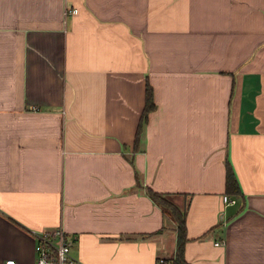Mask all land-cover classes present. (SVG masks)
<instances>
[{
	"label": "crops",
	"instance_id": "0c3cea01",
	"mask_svg": "<svg viewBox=\"0 0 264 264\" xmlns=\"http://www.w3.org/2000/svg\"><path fill=\"white\" fill-rule=\"evenodd\" d=\"M137 178L185 264H264V0H0V264L58 226L83 264L174 258Z\"/></svg>",
	"mask_w": 264,
	"mask_h": 264
},
{
	"label": "trees",
	"instance_id": "16d2710c",
	"mask_svg": "<svg viewBox=\"0 0 264 264\" xmlns=\"http://www.w3.org/2000/svg\"><path fill=\"white\" fill-rule=\"evenodd\" d=\"M155 101L153 96V89L150 83L147 81L145 86V98L143 110L137 125L136 134L134 138V146L137 148L141 139V133L145 122L147 121L148 113L155 108ZM136 171V175H137ZM137 186L144 189V191L150 196V198L162 207L164 214H168L176 222L177 230V246L176 254L174 258H164V264H185L182 249L183 242L185 240V214L181 207L175 202L177 193H163L153 190L150 187L143 186L139 178H137ZM225 191L226 193L238 195L241 194L238 186L237 179L231 168L229 162L226 163V176H225Z\"/></svg>",
	"mask_w": 264,
	"mask_h": 264
},
{
	"label": "built area",
	"instance_id": "2783aa9c",
	"mask_svg": "<svg viewBox=\"0 0 264 264\" xmlns=\"http://www.w3.org/2000/svg\"><path fill=\"white\" fill-rule=\"evenodd\" d=\"M73 11V9H68ZM66 10V12H68ZM222 199L225 204H234L235 197L223 194ZM34 237V251L36 254L35 264H83L77 258L71 249V239L66 235L65 230L61 227L43 230H31ZM220 244V241L215 242ZM13 258L5 261V264H14ZM164 258L158 259V264H164Z\"/></svg>",
	"mask_w": 264,
	"mask_h": 264
}]
</instances>
